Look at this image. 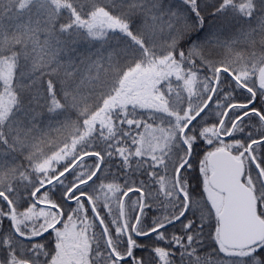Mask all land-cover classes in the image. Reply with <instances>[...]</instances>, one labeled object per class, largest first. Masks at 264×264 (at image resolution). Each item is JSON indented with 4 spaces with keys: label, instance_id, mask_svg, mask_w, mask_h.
Masks as SVG:
<instances>
[{
    "label": "snow or ice",
    "instance_id": "obj_1",
    "mask_svg": "<svg viewBox=\"0 0 264 264\" xmlns=\"http://www.w3.org/2000/svg\"><path fill=\"white\" fill-rule=\"evenodd\" d=\"M0 264H264V0H0Z\"/></svg>",
    "mask_w": 264,
    "mask_h": 264
}]
</instances>
